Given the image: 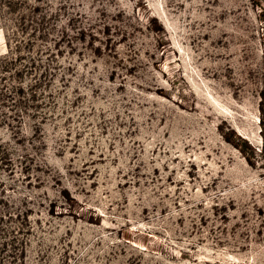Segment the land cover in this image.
I'll return each mask as SVG.
<instances>
[{"label": "rangeland", "instance_id": "obj_1", "mask_svg": "<svg viewBox=\"0 0 264 264\" xmlns=\"http://www.w3.org/2000/svg\"><path fill=\"white\" fill-rule=\"evenodd\" d=\"M0 264H264V0H0Z\"/></svg>", "mask_w": 264, "mask_h": 264}]
</instances>
